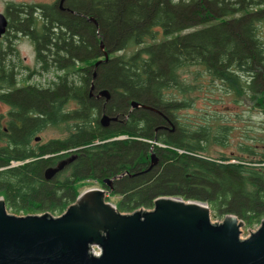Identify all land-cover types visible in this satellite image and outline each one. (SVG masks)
Returning a JSON list of instances; mask_svg holds the SVG:
<instances>
[{
    "label": "trees",
    "instance_id": "16d2710c",
    "mask_svg": "<svg viewBox=\"0 0 264 264\" xmlns=\"http://www.w3.org/2000/svg\"><path fill=\"white\" fill-rule=\"evenodd\" d=\"M66 5L67 41L61 36L44 41L49 51L38 59L44 71L65 68L58 82L14 88V79L4 77L9 91L0 101L11 107L4 131L0 125V199L6 210L58 216L75 202L80 183L103 186L102 180L126 173L112 185L120 213L176 196L206 204L214 218L232 215L258 226L264 220V151L244 145L241 156L211 157L206 146L223 144L228 127L214 120L212 132L209 122L194 126L177 111L193 104L194 87L181 77L196 67V82L202 75L225 84L228 94L251 102L264 117V0H66ZM91 84L110 92L104 110L119 116L111 128L99 125L103 100L89 97ZM131 101L161 114L131 109ZM70 104L75 108L65 110ZM163 116L175 131H156L165 124ZM61 124L66 137L34 141L48 126ZM121 136L126 138L116 139ZM154 142L158 163L143 172ZM71 153L76 159L69 174L65 170L46 181L44 170Z\"/></svg>",
    "mask_w": 264,
    "mask_h": 264
},
{
    "label": "water",
    "instance_id": "95a60500",
    "mask_svg": "<svg viewBox=\"0 0 264 264\" xmlns=\"http://www.w3.org/2000/svg\"><path fill=\"white\" fill-rule=\"evenodd\" d=\"M4 27L0 16V34ZM99 47L102 61H106L108 54L102 41ZM93 89L92 84L90 95ZM96 98H104L106 103L110 92L102 89ZM130 106L161 114L136 101H131ZM118 117L103 113L99 124L106 128ZM75 157L71 155L47 167L44 179H54ZM149 159V167L143 172L158 163L153 152ZM125 174L106 178L102 183L112 190L113 182ZM108 192L88 189L58 216L9 214L0 199V264H264V220L242 238V220L227 215L220 223H213L210 209L202 202L160 196L151 210L122 214L106 201Z\"/></svg>",
    "mask_w": 264,
    "mask_h": 264
},
{
    "label": "rangeland",
    "instance_id": "374dc122",
    "mask_svg": "<svg viewBox=\"0 0 264 264\" xmlns=\"http://www.w3.org/2000/svg\"><path fill=\"white\" fill-rule=\"evenodd\" d=\"M37 3H48L51 4L55 0H35ZM262 35L264 36V27L262 29ZM16 49L18 52V59L21 61L23 66H29L34 68L36 65L34 63L33 52L28 49L25 42H20L16 44ZM39 70V68H37ZM198 71L196 67H190L188 71H182V77L185 81L190 82L193 85V89L190 91L189 96L193 99V104L189 108H181L177 111V115L181 121L189 122L194 126H198L203 122H209L212 127V132H215L217 128L213 125L214 120L227 126V130L224 143H210L206 146V153L211 157H218L219 155L228 156H241L244 153L239 150V146L248 145L254 148L257 152L264 151V117L259 109L251 108V102H242L236 96L228 94L224 89L226 85L222 86L218 82H211L208 76L199 77L197 82L194 80V74ZM25 73L22 72L20 80L23 79ZM54 71L51 73L38 74L35 77H31L29 84H37L43 87H47L48 83L54 80ZM200 83L201 87L197 84ZM23 82L19 83V85ZM227 88V87H226ZM131 103V102H130ZM75 106L70 104L65 110L74 109ZM9 107L5 104H0V115H6ZM102 115V113H101ZM101 117V116H100ZM65 124L59 126H48L45 128L38 136L40 138V143H46L53 139L64 138L68 135V131L65 129ZM114 125H109L108 128ZM171 129V127H170ZM126 138L125 136H121ZM153 152V149L150 150ZM66 170V171H65ZM65 174H69L68 169H65ZM63 171V172H64ZM125 174V173H122ZM124 177V176H123ZM116 181L113 182L114 185ZM79 190L82 192L88 189H101L105 191H110L106 193V201L111 205L115 206L119 201V194L112 193L108 187L101 186L97 181L88 180L79 184ZM153 207V206H152ZM142 209L141 210H151ZM138 210V209H137ZM9 214H14L7 211ZM122 213V212H121ZM42 214V213H40ZM122 214H130L123 212ZM33 215V214H31ZM17 216H25L18 214ZM57 216V215H54ZM210 218L213 223H220L222 218L212 217L210 211ZM240 220V219H239ZM259 226V225H258ZM242 225L240 228V236L246 238L251 232L255 231L258 227ZM249 233V234H248Z\"/></svg>",
    "mask_w": 264,
    "mask_h": 264
},
{
    "label": "flooded vegetation",
    "instance_id": "af4514ba",
    "mask_svg": "<svg viewBox=\"0 0 264 264\" xmlns=\"http://www.w3.org/2000/svg\"><path fill=\"white\" fill-rule=\"evenodd\" d=\"M67 15L68 7L66 5V0H64L62 4L60 3V0H55V2H52L51 4L37 3L35 0H0V16L5 21L4 32L0 34V94L3 95L9 91L8 89L6 91L4 89L5 76H11L14 79L16 82L14 88H23L31 86L43 87L37 84H29L31 77H35L38 74H48L54 71L55 78L48 83L47 87L53 86L54 83L58 82L59 77L64 75L63 72L65 71V68L59 70L58 67L51 66L50 70L44 71L38 59L39 55L45 57L49 51L45 46L44 41H57L59 36H61V41H67ZM20 42H25L28 49L33 52L34 63L36 65L34 68L23 66L18 59L16 44ZM51 59L52 58H50V60ZM37 68H39V70ZM22 72L25 73V76L20 80ZM21 82H23V84L19 85ZM97 93L98 91H95L94 88L92 95H90L89 90V97L95 99L97 102L103 100V109L101 113L107 114L104 110L107 102L105 103L104 98H96ZM1 103L9 107L6 115H0V125L4 131V125L8 122L6 116L11 107L7 103L0 101V104ZM101 113L98 114V122ZM163 119L165 124L157 128L156 131H175L176 125L167 122L164 116ZM34 141L37 143L40 142L39 136L34 137ZM155 145L158 144L156 143ZM71 155L76 154L71 153L66 155L64 158L57 160L53 166ZM70 164H68L62 171L67 169ZM103 186L106 187L105 185Z\"/></svg>",
    "mask_w": 264,
    "mask_h": 264
},
{
    "label": "built area",
    "instance_id": "2783aa9c",
    "mask_svg": "<svg viewBox=\"0 0 264 264\" xmlns=\"http://www.w3.org/2000/svg\"><path fill=\"white\" fill-rule=\"evenodd\" d=\"M14 164V163H13Z\"/></svg>",
    "mask_w": 264,
    "mask_h": 264
}]
</instances>
